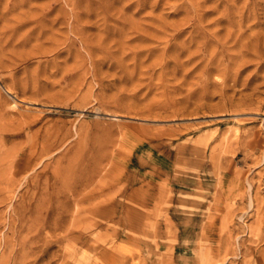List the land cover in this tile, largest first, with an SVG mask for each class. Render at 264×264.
<instances>
[{"label": "rangeland", "instance_id": "374dc122", "mask_svg": "<svg viewBox=\"0 0 264 264\" xmlns=\"http://www.w3.org/2000/svg\"><path fill=\"white\" fill-rule=\"evenodd\" d=\"M0 264H264V0H0Z\"/></svg>", "mask_w": 264, "mask_h": 264}]
</instances>
